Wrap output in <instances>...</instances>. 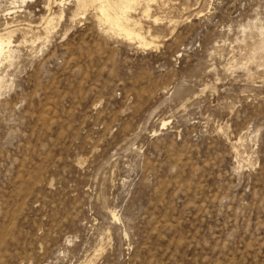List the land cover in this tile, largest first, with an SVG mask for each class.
<instances>
[{
	"label": "rangeland",
	"instance_id": "374dc122",
	"mask_svg": "<svg viewBox=\"0 0 264 264\" xmlns=\"http://www.w3.org/2000/svg\"><path fill=\"white\" fill-rule=\"evenodd\" d=\"M95 10L0 0V264H264V0Z\"/></svg>",
	"mask_w": 264,
	"mask_h": 264
},
{
	"label": "bare ground",
	"instance_id": "6f19581e",
	"mask_svg": "<svg viewBox=\"0 0 264 264\" xmlns=\"http://www.w3.org/2000/svg\"><path fill=\"white\" fill-rule=\"evenodd\" d=\"M133 3L134 0H122L120 2L114 0H75V4L79 8H86L89 4L90 6L95 5V11H97L99 20L108 25V29L116 32L119 36L124 37V39L126 38V40L136 39L139 36L128 27L125 15L126 10L131 8ZM141 41L144 43V40ZM9 45H11L10 41L3 39L0 35V54H2L4 47L7 48ZM144 45L146 44L144 43Z\"/></svg>",
	"mask_w": 264,
	"mask_h": 264
}]
</instances>
